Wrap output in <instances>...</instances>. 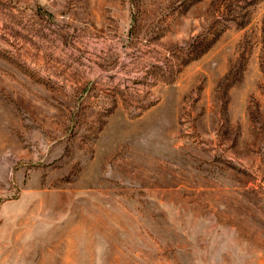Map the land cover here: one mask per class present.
I'll list each match as a JSON object with an SVG mask.
<instances>
[{
    "label": "rangeland",
    "instance_id": "obj_1",
    "mask_svg": "<svg viewBox=\"0 0 264 264\" xmlns=\"http://www.w3.org/2000/svg\"><path fill=\"white\" fill-rule=\"evenodd\" d=\"M0 264H264V0H0Z\"/></svg>",
    "mask_w": 264,
    "mask_h": 264
}]
</instances>
